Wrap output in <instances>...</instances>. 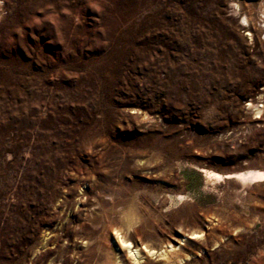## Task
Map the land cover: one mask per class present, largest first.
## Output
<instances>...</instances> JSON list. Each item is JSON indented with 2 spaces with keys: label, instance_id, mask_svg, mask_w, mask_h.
<instances>
[{
  "label": "rangeland",
  "instance_id": "374dc122",
  "mask_svg": "<svg viewBox=\"0 0 264 264\" xmlns=\"http://www.w3.org/2000/svg\"><path fill=\"white\" fill-rule=\"evenodd\" d=\"M263 24L264 0H0V264H264Z\"/></svg>",
  "mask_w": 264,
  "mask_h": 264
},
{
  "label": "bare ground",
  "instance_id": "6f19581e",
  "mask_svg": "<svg viewBox=\"0 0 264 264\" xmlns=\"http://www.w3.org/2000/svg\"><path fill=\"white\" fill-rule=\"evenodd\" d=\"M236 8L238 7V4L236 5H234ZM244 19L246 20V26H249V17L248 16H244ZM262 27H263V31H264V24L262 25ZM248 33H246V34H251L249 31H247ZM262 90H263V88H262ZM262 94V93H261ZM252 105V103H249V105ZM255 108H256V111L257 112H259V113H261L263 110H262V107L264 106V104H259V103H257V104H255ZM257 117H259V116H257ZM202 171H203V173H204V175H205V177L206 178H208V179H210L211 177H220V175L221 174H219V173H217V172H215V171H213V170H211V169H207V168H203L202 169ZM262 176V175H264V173L263 172H257L256 174H249V176H247V177H250V178H252V177H254V176ZM175 199V198H174ZM134 214L132 213H128V212H126L125 213V224H127V225H131V224H133V222H134ZM128 242V244H129V246L128 247H130V241H127ZM150 253L151 254H153L154 253V251H151L150 250Z\"/></svg>",
  "mask_w": 264,
  "mask_h": 264
}]
</instances>
